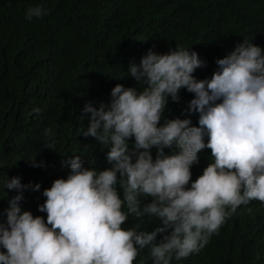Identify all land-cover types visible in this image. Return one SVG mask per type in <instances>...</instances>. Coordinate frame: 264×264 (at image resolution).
Segmentation results:
<instances>
[{
    "label": "clouds",
    "instance_id": "clouds-1",
    "mask_svg": "<svg viewBox=\"0 0 264 264\" xmlns=\"http://www.w3.org/2000/svg\"><path fill=\"white\" fill-rule=\"evenodd\" d=\"M46 14L37 3L24 18ZM214 62L210 77L197 79L205 61L178 44L165 53L149 48L130 62L126 76L138 88L117 83L107 104L82 109L89 115L80 134L108 147L110 166L85 167L79 154L68 155L65 176L40 191L36 207L44 216L19 204L24 190L40 184L4 174L0 199L5 190L15 194L0 220V264H132L144 249L151 264H170L200 252L238 206L258 200L264 207V53L242 39ZM183 89L192 93L187 112L197 114L195 125L164 115ZM202 149H210L208 163L191 179ZM36 155L23 159L43 167ZM138 198L150 200L141 205ZM129 213L158 223L151 231L123 228Z\"/></svg>",
    "mask_w": 264,
    "mask_h": 264
},
{
    "label": "trees",
    "instance_id": "trees-1",
    "mask_svg": "<svg viewBox=\"0 0 264 264\" xmlns=\"http://www.w3.org/2000/svg\"><path fill=\"white\" fill-rule=\"evenodd\" d=\"M37 3L47 14L25 19V8ZM242 39L264 53V0H0V179L6 174L19 176L21 183L38 182L40 190H24L19 204L44 216L36 207L44 199L40 191L65 176L68 167L61 161L68 155L79 154L85 167L110 166L108 147L80 134L89 115L82 109L86 103L107 104L117 83L138 88L126 76L130 62L138 63L149 48L165 53L178 44L205 61L193 73L203 79L216 68L215 59ZM178 95L177 102H167L164 115L195 125L197 114L187 112L192 93L183 89ZM150 151L154 158L155 147ZM36 153L43 167L23 159ZM209 153L198 152L191 179L201 174ZM5 191L0 220L15 194ZM5 196L0 190V198ZM138 199L141 205L150 200ZM157 223L155 217L129 213L121 226L151 231ZM141 261L151 264L147 249L132 264ZM170 264H264V207L258 200L238 206L200 252Z\"/></svg>",
    "mask_w": 264,
    "mask_h": 264
}]
</instances>
